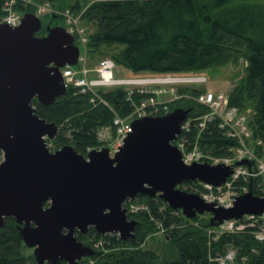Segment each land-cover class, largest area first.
Segmentation results:
<instances>
[{
	"label": "water",
	"instance_id": "water-1",
	"mask_svg": "<svg viewBox=\"0 0 264 264\" xmlns=\"http://www.w3.org/2000/svg\"><path fill=\"white\" fill-rule=\"evenodd\" d=\"M43 26L33 12L15 27L0 21V230L6 218H15L37 264H80L97 255L76 236L90 227L123 240L134 237L138 221L129 217L124 202L141 194L162 198L189 219L210 213V226L264 213V196L254 194L253 180L231 208L179 188L195 180L218 186L233 172L229 165L183 162L172 141L191 108L134 120L114 155L107 146L87 154L71 144L51 150L48 139L58 136L59 126L38 115L34 99L49 105L66 94L62 68L78 64L80 47L63 25L48 26L46 35L37 36ZM242 164L250 162L236 163Z\"/></svg>",
	"mask_w": 264,
	"mask_h": 264
},
{
	"label": "trees",
	"instance_id": "trees-1",
	"mask_svg": "<svg viewBox=\"0 0 264 264\" xmlns=\"http://www.w3.org/2000/svg\"><path fill=\"white\" fill-rule=\"evenodd\" d=\"M38 1H48L80 15L83 27L92 26L87 36L90 57L108 54L116 66H123L132 74L204 75L206 70L243 58L246 77L230 92L231 103L249 112V125L254 135L264 140V0H94L86 8L80 0ZM57 23L64 25L63 19ZM75 36L79 44L76 33ZM177 91L183 94L205 90L179 87ZM100 92L123 116L134 109L133 102L139 103L151 95L135 92L129 99L121 87ZM91 98L92 94L70 86L66 94L52 104L43 105L34 99L38 115L59 126L58 136L48 140L56 149L71 144L79 153L87 154L90 148L108 145L107 141L100 140L99 131L110 128L115 134L113 112L102 103H93ZM176 107L191 108L190 116L207 111L194 101L177 99L159 115ZM203 141L204 146L215 153H222L236 144L214 123ZM138 198L150 203L152 217L162 221L165 227L175 225L166 236L175 245L180 259L160 260L156 251L143 248L147 238L157 231V224L149 213L142 212L129 214L138 225L134 237L126 240L117 233L99 234L94 227L86 234L77 231L79 240L98 251L93 257L83 258L80 264H219L210 257L223 255L229 244L238 248L242 264H264V242L252 235L223 236L210 246L205 230L190 224L192 220H200L208 227V218L198 215L189 219L181 210L177 215L172 214L175 210L158 196L141 194ZM160 204L167 206L164 212L160 211ZM184 223L188 225L183 226ZM99 239L105 240L102 248L95 247ZM28 250L16 219L6 218L0 230V264H37L34 254ZM243 256L246 257L244 262ZM58 264L68 263L60 261Z\"/></svg>",
	"mask_w": 264,
	"mask_h": 264
},
{
	"label": "built area",
	"instance_id": "built-area-1",
	"mask_svg": "<svg viewBox=\"0 0 264 264\" xmlns=\"http://www.w3.org/2000/svg\"><path fill=\"white\" fill-rule=\"evenodd\" d=\"M48 1L38 0H0V21L10 26H18L26 12L32 10L38 16L52 13ZM53 7V6H52ZM62 14L69 23L74 19L69 14ZM76 23V22H74ZM75 34L73 28L71 30ZM78 39L80 38V56L77 65H67L62 68L64 81L67 88L77 87L81 92L92 94L93 103H102L108 106L113 112V125L115 134L112 135L108 146L111 154L116 153L120 146L124 144L125 138L133 131V121L145 116L159 115L161 110L167 111L168 104L174 100L186 98L207 108V111L199 116H188L183 122L181 133L172 141L182 153V160L186 165L193 163H209L211 165H229L233 167L232 174L221 185H213L201 180L191 181L180 186L183 190L199 194L206 202L215 203L216 207L231 208L235 204L238 196L250 190L251 181H255V192L264 196V140L256 137L249 125V112L242 111L237 105L231 103L230 92L220 91L215 93L205 90L199 93L188 92L179 95L178 91L172 89L173 98L161 99L165 89H148L144 82L146 79H136L131 77H116V63L110 57L102 58L96 66L89 63L88 38L84 35V29L77 28ZM94 75V77H91ZM186 80L181 83L196 85L208 82L205 75L176 76ZM137 86V87H136ZM121 87L127 92L129 99L137 92L140 94H151L147 99L139 103L133 102L134 109L123 116L118 110L113 108L101 94V89H113ZM214 123L226 138L236 142L234 146L227 148L222 153H215L204 146V135L210 134L211 124ZM92 149L90 148L89 151ZM248 160L249 164L236 165L238 161ZM128 214L147 212L152 217L151 205L139 199H128L126 202ZM165 204H160L161 212L166 210ZM172 214L177 215L174 211ZM158 227V232L169 233L172 227H165L162 221L152 217ZM191 225L204 229L207 234L208 243L219 241L223 236L235 234H250L257 241L264 242V213L245 214L239 219H229L218 226H201L198 221H190ZM188 225L184 223L183 226ZM105 240L100 239L95 242L97 248L104 247ZM210 260L219 264H242L238 259V248L228 245L226 252L222 255L211 256ZM242 262L246 257L241 258Z\"/></svg>",
	"mask_w": 264,
	"mask_h": 264
},
{
	"label": "rangeland",
	"instance_id": "rangeland-1",
	"mask_svg": "<svg viewBox=\"0 0 264 264\" xmlns=\"http://www.w3.org/2000/svg\"><path fill=\"white\" fill-rule=\"evenodd\" d=\"M81 4L85 6V8L92 3L94 0H80ZM52 4L51 2H49ZM51 6V5H50ZM53 6V7H52ZM51 10L52 13H48L49 15H56V17L63 19L64 25L68 30H71L73 28L74 32H76L77 28L79 29H84V35L88 36V33L92 31V26L87 25V26H82L81 21L79 16L80 15H75L70 9L68 8H60L56 7L52 4ZM84 8V9H85ZM68 10L70 11V15L74 19L72 23H69L68 20L65 19V15L68 13ZM64 15H62V14ZM76 22V23H74ZM57 25H62L58 24ZM78 36V35H77ZM88 38V37H87ZM79 44L81 43L80 38L78 39ZM78 44V45H79ZM105 56H96L95 58H91L89 55V63L92 66H96L98 62L104 58V57H110L108 54H104ZM115 75L116 77H131V78H136V79H153V78H159V77H168L169 75H160V74H150V73H140V74H132L128 69L124 68L123 66H116L115 70ZM202 74L207 76L208 82L204 83H198L196 85L189 84V83H181V82H171V83H148L146 84V87L148 89H165L169 92L164 93V95L161 97V99L168 100L170 98H173V94L171 93L172 89L177 90L179 87H186L188 89H198V90H211L215 93H219L220 91L224 92H231L234 87L239 84L241 81H243L246 77V61L241 58L238 62H231L229 64H226L225 66L222 67H217L214 69H209L204 71ZM91 77H94V75H91ZM174 77V75H173ZM137 87V86H136ZM190 92V91H189ZM188 93L187 91L184 92L183 94ZM180 94L179 95H183ZM186 99V98H182ZM188 100V99H186ZM112 130L110 128H103L100 129L99 131V138L100 140L103 141H111L112 139ZM49 146L52 150L56 149L54 143H49ZM0 158L3 159V154L0 152ZM141 201V200H140ZM145 202V201H143ZM201 216L210 218L211 214L210 213H204ZM202 221L204 220L203 218L201 219ZM201 226H203L202 222L200 220H197ZM170 233V231H169ZM169 233H160L158 232V227L157 231L153 233V235H150L145 244L143 245L144 249H151L154 250L158 253L160 256V260H166V259H171V260H177L180 259V256L177 252V249L173 242L171 241L170 238H167V234ZM100 240V239H99ZM98 241V240H97ZM29 248V247H28ZM29 253H33L34 249L29 248L28 250ZM34 254V253H33Z\"/></svg>",
	"mask_w": 264,
	"mask_h": 264
},
{
	"label": "flooded vegetation",
	"instance_id": "flooded-vegetation-1",
	"mask_svg": "<svg viewBox=\"0 0 264 264\" xmlns=\"http://www.w3.org/2000/svg\"><path fill=\"white\" fill-rule=\"evenodd\" d=\"M42 19H43V24H44V26H43V28L41 29V30H39L37 33H36V35L37 36H44V35H46L47 34V27L48 26H51V27H53V26H55V25H57V21H59L60 19L58 18V17H55V18H53V16L52 17H50V18H46L45 16L44 17H41ZM54 150H56V149H54ZM53 150V151H54ZM3 159L2 158H0V161H2ZM49 204H47V206H48ZM127 206L128 205H126V203H125V205H124V207L127 209ZM85 243V242H84ZM87 244V243H86Z\"/></svg>",
	"mask_w": 264,
	"mask_h": 264
},
{
	"label": "bare ground",
	"instance_id": "bare-ground-1",
	"mask_svg": "<svg viewBox=\"0 0 264 264\" xmlns=\"http://www.w3.org/2000/svg\"><path fill=\"white\" fill-rule=\"evenodd\" d=\"M186 79L179 78V77H159V78H153V79H146L144 82H150V83H171V82H180Z\"/></svg>",
	"mask_w": 264,
	"mask_h": 264
}]
</instances>
